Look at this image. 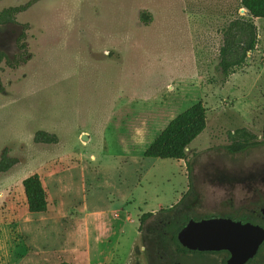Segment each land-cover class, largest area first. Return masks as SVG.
<instances>
[{
	"label": "rangeland",
	"instance_id": "1",
	"mask_svg": "<svg viewBox=\"0 0 264 264\" xmlns=\"http://www.w3.org/2000/svg\"><path fill=\"white\" fill-rule=\"evenodd\" d=\"M19 6L15 23L0 25L9 60L21 33L26 43L25 62H0V159L10 163L0 171V264H222L223 253L176 252L158 221L264 225L251 212L264 205V144L225 148L236 128L261 137L264 18L253 19L254 51L222 80L221 31L244 14L239 0H0V11ZM196 102L206 128L187 160L143 157ZM37 131L56 142L35 143ZM31 174L45 189L42 213L27 209ZM159 210L139 231V217Z\"/></svg>",
	"mask_w": 264,
	"mask_h": 264
},
{
	"label": "trees",
	"instance_id": "2",
	"mask_svg": "<svg viewBox=\"0 0 264 264\" xmlns=\"http://www.w3.org/2000/svg\"><path fill=\"white\" fill-rule=\"evenodd\" d=\"M240 8L244 14L236 16L229 20L221 31V46L219 49V60L216 67L218 74L222 80H225L230 74L234 73L238 68L244 65L249 54L254 51L257 44V28L253 22L255 18H264V0H239ZM26 9L25 6L5 8L0 11V25L14 24L15 15ZM141 20L147 23L149 15L141 13ZM18 54L14 61H11L7 56L0 52V62L5 60V63L15 68L20 63L25 62V34L21 33L17 39ZM206 111L201 102H196L188 107L183 112L172 118L167 125L154 138L149 146L144 150L143 157L159 158L171 160H187V151L190 144L204 131L206 128ZM259 138L248 129L236 128L227 133L228 144L225 148L232 153L240 152L248 147L264 144V123ZM33 141L35 143H55L56 136L45 131H37L34 134ZM6 156L0 159V171H5L9 168ZM187 170L189 164L187 162ZM23 192L26 200L27 209L30 213H42L47 209V199L45 189L42 185L40 177L37 174H31L22 180ZM181 204V200L176 205L167 209V212H172L175 207ZM165 210H159L157 213L147 212L139 217V231H142L144 223L161 215ZM188 216L181 219L176 217H168L160 219L158 225L160 228H167L168 239L174 246L176 252L181 254L192 253L177 240L178 231L185 225ZM222 252H215V254ZM228 255L222 259V264Z\"/></svg>",
	"mask_w": 264,
	"mask_h": 264
},
{
	"label": "water",
	"instance_id": "3",
	"mask_svg": "<svg viewBox=\"0 0 264 264\" xmlns=\"http://www.w3.org/2000/svg\"><path fill=\"white\" fill-rule=\"evenodd\" d=\"M82 139L86 140V136L82 135ZM177 240L190 251L226 252L225 264H246L263 243L264 228L226 217H189L178 231Z\"/></svg>",
	"mask_w": 264,
	"mask_h": 264
},
{
	"label": "flooded vegetation",
	"instance_id": "4",
	"mask_svg": "<svg viewBox=\"0 0 264 264\" xmlns=\"http://www.w3.org/2000/svg\"><path fill=\"white\" fill-rule=\"evenodd\" d=\"M263 208H264V205L262 207H260L259 209H253L251 211L252 215L256 216V218L264 219V213L262 212ZM209 217H226V218L238 220L240 222H250L252 224H257V225L264 228V225H260L259 223H257L253 216L252 217L248 216L246 218H240L238 216H230V215H228V216H213V215L211 216V215H209ZM203 218H208V216H205ZM196 220H198V219H196ZM263 247H264V241L260 245V247L258 248V250H257L256 254L253 256V258H251L246 264H264V255L261 254V250ZM190 252H192V253H188V254H184V255L186 256V255L215 254V252H197V251H190ZM221 252L225 255V257L228 255L226 252H223V251H221ZM221 263H222V260H221ZM179 264H181V263H179Z\"/></svg>",
	"mask_w": 264,
	"mask_h": 264
},
{
	"label": "crops",
	"instance_id": "5",
	"mask_svg": "<svg viewBox=\"0 0 264 264\" xmlns=\"http://www.w3.org/2000/svg\"><path fill=\"white\" fill-rule=\"evenodd\" d=\"M153 140H154V139H153ZM151 142H152V141H151ZM148 146H149V145H148ZM148 146H147V147H148Z\"/></svg>",
	"mask_w": 264,
	"mask_h": 264
}]
</instances>
